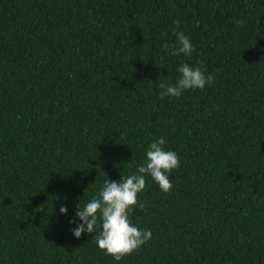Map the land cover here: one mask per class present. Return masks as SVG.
Segmentation results:
<instances>
[{"label": "trees", "instance_id": "trees-1", "mask_svg": "<svg viewBox=\"0 0 264 264\" xmlns=\"http://www.w3.org/2000/svg\"><path fill=\"white\" fill-rule=\"evenodd\" d=\"M184 63L214 82L161 98ZM160 137L174 186L116 262L69 221ZM0 264H264V0H0Z\"/></svg>", "mask_w": 264, "mask_h": 264}, {"label": "clouds", "instance_id": "clouds-1", "mask_svg": "<svg viewBox=\"0 0 264 264\" xmlns=\"http://www.w3.org/2000/svg\"><path fill=\"white\" fill-rule=\"evenodd\" d=\"M176 29L174 46L165 47L172 56L191 57L196 49L190 36L180 30L178 21ZM177 72L179 76L174 83L159 85L162 89L161 98H179L190 90L203 91L215 80L213 75L206 74L201 67L188 63L179 65ZM179 167L180 157L177 152L166 148L165 138L153 139L145 149L143 162L136 167L133 174L122 175L118 182L107 178L95 196L76 205L75 216L69 221L75 225L71 229L73 236L80 238L82 234L95 233L93 239L97 247L116 262L131 255L152 238L151 230L138 227L132 220L136 206H145L139 196L146 190L148 178L162 192L167 193L174 186L170 179L171 174ZM59 211L66 216L69 209L62 205Z\"/></svg>", "mask_w": 264, "mask_h": 264}]
</instances>
